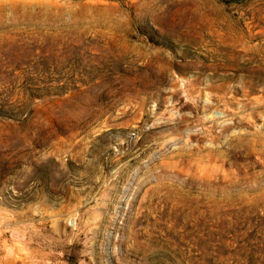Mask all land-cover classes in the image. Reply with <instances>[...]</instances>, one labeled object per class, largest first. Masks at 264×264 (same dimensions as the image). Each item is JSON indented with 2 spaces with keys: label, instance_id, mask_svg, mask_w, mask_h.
<instances>
[{
  "label": "rangeland",
  "instance_id": "obj_1",
  "mask_svg": "<svg viewBox=\"0 0 264 264\" xmlns=\"http://www.w3.org/2000/svg\"><path fill=\"white\" fill-rule=\"evenodd\" d=\"M0 264H264V0H0Z\"/></svg>",
  "mask_w": 264,
  "mask_h": 264
}]
</instances>
